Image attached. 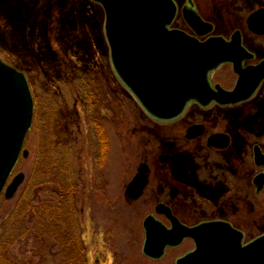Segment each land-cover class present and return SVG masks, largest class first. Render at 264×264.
Segmentation results:
<instances>
[{"label": "rangeland", "instance_id": "obj_1", "mask_svg": "<svg viewBox=\"0 0 264 264\" xmlns=\"http://www.w3.org/2000/svg\"><path fill=\"white\" fill-rule=\"evenodd\" d=\"M175 1L179 8L185 3ZM193 1L204 21L213 25V36L229 38L240 31L244 46L254 53L256 60L264 57V37L253 38L246 26L253 12L264 9V0ZM104 20L102 7L90 0H0V59L26 74L44 124L51 123L55 107L64 116L77 177L76 202L86 264H175L194 249L193 242L186 240L179 248L167 250L159 261L145 257L142 252L144 219L152 215L167 224L155 215L156 205H168L190 227L212 219H230L226 217L227 208L237 215L239 207L248 203L236 205L234 198H221L224 186L220 181L210 185L198 179L196 171L208 168L210 155L201 150V142L179 141L176 130L167 129L147 116L119 81L110 61ZM173 28L188 30L181 14ZM214 80L225 88L234 81L227 67ZM94 90L97 96L88 102L84 97ZM257 109L260 112L256 119H244L246 115L241 112L231 116L228 131L233 142L227 155L232 186L242 187L243 177L251 175L244 168L248 146L254 142L247 130L256 132L264 141V89ZM220 111L194 110L192 115L202 117L210 130L223 129L222 119L211 118L222 116ZM93 120L102 127L108 142L102 167L97 162ZM35 125L36 121L24 143L23 152L27 156L20 158L9 180L23 174L24 182L12 200L0 198V238L12 236L14 222L10 223L11 228L8 223L17 203L23 201L35 170L44 137L38 135ZM143 156L150 168L149 185L142 198L130 201L125 191ZM39 172L38 167L37 174L34 172L36 178ZM254 234L248 231V237ZM34 243L29 237L23 238L15 241L9 251L26 264H37L39 259L31 253ZM51 256L49 264H57Z\"/></svg>", "mask_w": 264, "mask_h": 264}, {"label": "water", "instance_id": "obj_2", "mask_svg": "<svg viewBox=\"0 0 264 264\" xmlns=\"http://www.w3.org/2000/svg\"><path fill=\"white\" fill-rule=\"evenodd\" d=\"M105 12V35L110 59L119 80L131 92L143 110L158 121L179 117L190 102L202 107L215 101L220 105L237 104L251 97L264 80V61L257 66L242 68V62L253 55L243 46L241 33L235 32L229 41L222 37L199 38L210 35L213 26L204 22L192 0H187L182 15L195 36L171 30L177 13L173 0H91ZM248 30L264 35V9L247 18ZM223 64H231L238 76L233 92L219 86L212 89L209 74ZM34 102L25 75L0 60V196L12 200L24 182L19 174L7 185L22 152L25 139L32 127ZM193 131L188 130V138ZM222 136L211 137L208 145L226 148ZM217 141V140H219ZM216 142V143H214ZM218 144V145H217ZM257 156V155H256ZM256 164L264 166V157ZM148 168L142 165L126 189L129 200H138L147 185ZM263 182L264 177L255 180ZM157 215L171 224V229L147 217L143 223L145 241L143 254L160 260L166 248L180 246L191 239L195 250L176 264H264V237L242 248V235L223 224H202L188 228L172 214L170 208L158 204Z\"/></svg>", "mask_w": 264, "mask_h": 264}, {"label": "trees", "instance_id": "obj_3", "mask_svg": "<svg viewBox=\"0 0 264 264\" xmlns=\"http://www.w3.org/2000/svg\"><path fill=\"white\" fill-rule=\"evenodd\" d=\"M32 92L34 93L33 89ZM95 93V90L91 91L84 98L89 102L96 98ZM35 104V128L39 132L38 135L43 134L44 137L41 139L36 168L34 167L28 182L29 187L22 196L23 201L17 203L14 208L8 223L11 228L10 223L14 222L12 236L0 238V264H26L13 256L9 249L15 241L27 237L35 242L31 253L39 259L37 264H49L48 258L52 257L51 255L57 264H86L76 202L77 177L73 168L72 148L64 127V116L55 107L56 112L49 120L51 123L44 124L38 113L36 96ZM93 133L97 144V162L102 167L108 151V142L102 127L98 122L95 123V120ZM38 167L40 172L36 178L34 175L37 174Z\"/></svg>", "mask_w": 264, "mask_h": 264}, {"label": "flooded vegetation", "instance_id": "obj_4", "mask_svg": "<svg viewBox=\"0 0 264 264\" xmlns=\"http://www.w3.org/2000/svg\"><path fill=\"white\" fill-rule=\"evenodd\" d=\"M175 3L178 7V12H179L178 14H181L182 9L186 6L187 0H185V3L182 5L181 8H179L180 5H178L176 1ZM182 31H185L188 34L193 35L189 29L182 30ZM251 36L253 38H263L264 37V35L256 36L253 34H251ZM230 38H231V35L229 38H225V39L229 40ZM241 39H242V44H243V37H241ZM249 53L253 55V58L242 62L243 69L247 67L257 66L264 61V57H262V59L260 60H256L254 53L250 51ZM225 67L229 68V71L234 79L233 83L228 88L223 87L219 82H216L214 80V76L220 73V70ZM237 80H238V76L234 73L233 67L231 64H224L219 69H217L216 71L210 74V84L213 90H215L216 86H219L226 92H233L237 85ZM262 89H264V80L260 83V85L258 86L256 91L251 95V97H249L248 99L244 101H241L240 103L220 105L219 103L212 101L211 104L208 105V107H202L196 102H192L187 105L184 113L174 120L158 122L151 118L153 121L163 125V127L167 129L176 130L174 131V133L176 132L175 135L178 137L179 141H181L182 143L200 141L202 144L201 150L209 153L210 155L208 156V161H209L208 168H199L196 171L197 178L206 183H210V185H213L214 183H219L220 181L224 186L223 187L224 191H223L221 198H226V200H228L229 198H234L236 205L244 204V202L248 203V205L239 207L240 210L236 211V213L238 212L237 215L234 214V211L230 212L229 208H227L228 214L226 215V217H229L230 219L228 218L227 219H212V220H208L205 222H201L194 226H190V227H196V226H199L202 224H208V223L227 225L232 230L242 235V241H241L242 248L248 246L249 244L257 240L258 238L264 237V183L260 182V183L255 184L256 179L258 178L261 179L262 177H264V166H259L256 164V158L258 156L264 157V141L262 140V138L260 139L258 136H256V132L252 131L251 129L247 130L250 135V138H252V141L254 142H252V144L248 146V150H247L248 152L246 154V159H244V162H245L244 168L245 170L247 169L246 171L247 172L249 171L251 175L247 179L243 177L242 187L232 186V181L230 182V178L232 175L231 169H230V156L227 154L233 142V137L231 133L228 131V126L233 121L231 116L232 115L236 116L235 114L236 112L244 113L246 115V116H243L244 119L246 117H251L254 119L257 118V113L260 112L257 109V103H258L259 95L262 92ZM192 108H195V109L191 110ZM214 109L218 111L222 110L220 111L223 114L222 116H217V117L212 116L211 118L222 119L221 126H223V129L210 130L207 124L205 123L204 119H201L202 117L195 118L194 115H192L194 110L195 112H205V113L208 112L209 113L211 110H214ZM202 115L204 114L202 113ZM207 116H209V114H207ZM193 127H201L202 133L201 135L198 136L199 131H193L192 136L196 135L198 137L188 138L189 136L188 130ZM171 130H167V132L172 134ZM214 136H222L223 144H226L224 143V141H227L228 146L223 149L218 147L219 146L218 144H217L218 146L216 145L209 146L208 141L211 137H214ZM217 141L221 142L220 139ZM142 163L148 164L147 158L145 156H143ZM148 169H149L148 171V185H149L150 168ZM231 193L233 195H231ZM248 198L249 200L246 201ZM212 207L215 208V203L212 205ZM173 215H174V212H173ZM162 218L167 222V224L163 222L162 224L167 229H171L170 223L164 217ZM248 231L254 232L255 233L254 236L248 237ZM187 241H190V240H187ZM177 248H172V249H177Z\"/></svg>", "mask_w": 264, "mask_h": 264}]
</instances>
